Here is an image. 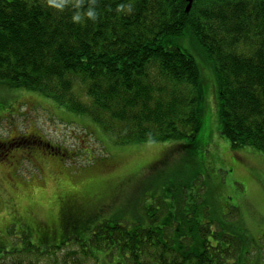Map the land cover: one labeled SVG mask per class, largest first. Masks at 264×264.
<instances>
[{"label":"trees","instance_id":"obj_1","mask_svg":"<svg viewBox=\"0 0 264 264\" xmlns=\"http://www.w3.org/2000/svg\"><path fill=\"white\" fill-rule=\"evenodd\" d=\"M129 2L83 0L77 9L71 0L59 12L46 0H0V83L89 116L119 144L191 142L206 79L176 42L190 34L214 64L220 134L264 155V0H193L189 9L187 0H131V12L117 11ZM89 7L94 21L71 20ZM185 192L174 210L161 200L145 223L105 219L86 238L44 245L22 233L0 249V264H247L242 236L202 202L186 204Z\"/></svg>","mask_w":264,"mask_h":264},{"label":"rangeland","instance_id":"obj_2","mask_svg":"<svg viewBox=\"0 0 264 264\" xmlns=\"http://www.w3.org/2000/svg\"><path fill=\"white\" fill-rule=\"evenodd\" d=\"M176 42L206 79L203 124L191 142L119 144L89 116L37 90L0 83V249L22 233L53 245L86 238L105 219L145 223L147 208L163 200L174 210L183 189L186 204L202 202L242 236L247 264H264V155L233 149L220 134L214 64L192 35Z\"/></svg>","mask_w":264,"mask_h":264},{"label":"clouds","instance_id":"obj_3","mask_svg":"<svg viewBox=\"0 0 264 264\" xmlns=\"http://www.w3.org/2000/svg\"><path fill=\"white\" fill-rule=\"evenodd\" d=\"M46 3L49 7L59 11L63 12L65 7L71 3V0H46ZM83 3V0H76V3L73 5V7L79 9L81 4ZM117 11L122 12H131L132 11V3L131 0L128 4H120L117 6ZM87 18L89 20H95L97 18L96 10L92 7H89L86 11L83 13L79 10L75 11L73 15L71 16V20L74 23H80L83 22V20Z\"/></svg>","mask_w":264,"mask_h":264},{"label":"water","instance_id":"obj_4","mask_svg":"<svg viewBox=\"0 0 264 264\" xmlns=\"http://www.w3.org/2000/svg\"><path fill=\"white\" fill-rule=\"evenodd\" d=\"M187 1H188L187 9H189L191 7L193 0H187Z\"/></svg>","mask_w":264,"mask_h":264}]
</instances>
